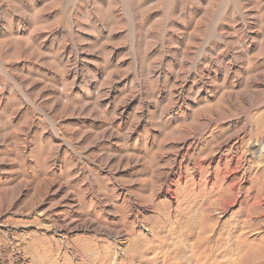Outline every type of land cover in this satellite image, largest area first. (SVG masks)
<instances>
[{
	"label": "rangeland",
	"instance_id": "374dc122",
	"mask_svg": "<svg viewBox=\"0 0 264 264\" xmlns=\"http://www.w3.org/2000/svg\"><path fill=\"white\" fill-rule=\"evenodd\" d=\"M14 239L264 264V0H0V264Z\"/></svg>",
	"mask_w": 264,
	"mask_h": 264
},
{
	"label": "bare ground",
	"instance_id": "6f19581e",
	"mask_svg": "<svg viewBox=\"0 0 264 264\" xmlns=\"http://www.w3.org/2000/svg\"><path fill=\"white\" fill-rule=\"evenodd\" d=\"M202 125H204V124H202ZM201 126V125H200ZM205 133V132H204ZM202 134H201V132L198 134V137H197V135H196V137L198 138L197 140H198V142L201 140V136ZM195 137V138H196ZM194 142V141H193ZM196 144H197V142H196ZM198 147V146H197ZM220 147V146H219ZM180 151V150H179ZM215 157V156H214ZM212 159V158H211ZM221 161V160H220ZM174 163V162H173ZM199 169V168H198ZM198 173V172H197ZM62 197V196H61ZM72 206V205H71ZM16 214H18V213H16ZM87 225H90V224H87ZM69 226V225H68ZM70 226H72L71 224H70ZM69 226V227H70ZM74 229H77V228H86V225L85 226H76V225H74V226H72ZM64 228H67V227H64ZM72 228V229H73ZM7 233H9V232H7ZM5 236H6V234L2 237L4 240H5ZM8 237H9V234H8ZM4 240H0V244H4L5 245V247H7V244H6V242L4 241ZM15 240L16 239H14V241L12 240V242H11V248H12V250H13V255H12V257H11V261L12 262H15V263H21V264H30L29 262H28V259H27V257H26V255L25 254H23V250L19 247V244H17L16 242H15ZM33 243L32 244H34V245H39L40 243L37 241V240H33L32 241ZM21 245V244H20ZM45 246V245H44ZM40 247V246H39ZM5 249V248H4ZM41 249H43V248H41ZM11 250V249H10ZM9 251V250H8ZM7 252V251H6ZM8 253V252H7ZM12 254V253H11ZM35 254V253H34ZM43 252L42 251H38V255H40V257H39V261H42V260H44V259H46V258H48V256L47 257H45V256H43ZM50 254V253H49ZM35 264V263H34Z\"/></svg>",
	"mask_w": 264,
	"mask_h": 264
}]
</instances>
